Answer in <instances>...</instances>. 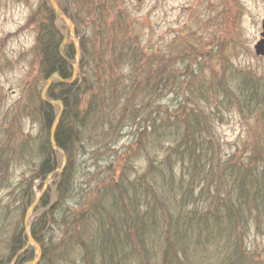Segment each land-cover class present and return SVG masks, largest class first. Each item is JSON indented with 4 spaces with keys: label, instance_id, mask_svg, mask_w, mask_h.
<instances>
[{
    "label": "trees",
    "instance_id": "16d2710c",
    "mask_svg": "<svg viewBox=\"0 0 264 264\" xmlns=\"http://www.w3.org/2000/svg\"><path fill=\"white\" fill-rule=\"evenodd\" d=\"M66 1L79 2L75 6V15L82 12L90 19L83 21L78 17L73 21L80 35V58L77 76L71 82L74 47L68 43L59 52L61 34L54 24L53 11L42 3L35 12L40 15L38 19L33 17L34 13L29 16V25L35 33L34 60L20 86L25 101L23 105L20 101L17 103L14 114L23 108L26 116L39 123L40 130L31 136L23 133L21 128L17 131L14 120L4 123L0 135V186L4 183L9 159L15 157L27 162V155L31 153L38 159L36 167L9 193L13 207L0 203V243L5 242L8 247L5 254L0 253V264H11L13 260V264H24L32 260L33 248L26 246L23 233L24 211L35 197L34 179L42 181L59 167L55 158L58 154L49 143L50 127L57 112L36 95L38 85L53 73H57L62 81L55 79L46 97L59 100L63 113L52 137L67 161L63 170L52 178L55 194L42 198L36 206L37 215L29 223V235L41 253L34 264H68L66 255L71 252V242L80 243L77 246L84 253L81 264H125L131 257L137 259L138 264H150L146 257L150 239L158 238L163 226L167 244L161 264H179L183 258L186 264H197L193 263L196 252L206 259L207 255H220L219 264H264L256 249L244 248L245 244L238 237L242 227L235 231L237 222L247 224V216L254 211V215L258 214L257 221L259 216L264 217V197L259 194L264 188V128L250 135L252 145L244 154L230 151L229 159L223 160L220 153L216 156L217 161H212L214 156L209 151L213 148V121L221 118L216 112L214 98L219 94L232 98L224 90V82L215 80L212 75L204 77L207 67L210 72H216L211 68L214 55L199 53L203 59L197 57L195 66L183 62V67H173L170 63L162 65L163 56L159 60L156 55L150 58L143 50L130 22H117V31L108 39L103 35L91 39L88 36L93 34H84L86 26H90L93 33L99 32L102 21L92 16L98 12L101 15L106 6L112 4L107 2L109 0ZM221 61V66H227L224 59ZM122 68L128 70L125 75L119 74ZM262 76L260 81L252 74L244 73L240 85L242 98H234L240 109L253 104L251 111L259 112L254 121L261 126L264 124V74ZM171 92L180 96L172 107L159 103L161 97ZM115 108H121L122 113L113 120L106 115ZM151 108L154 115H149ZM139 111L144 116L134 122L139 127L136 131L133 129L134 143L126 151L113 155L114 161L111 160L103 170L93 173L97 175L93 178L96 189L87 197L90 202L76 203L78 208L70 212L67 205L74 193V156L80 143L89 138L86 132L104 122L107 128L109 125L110 129H121L133 116L136 120ZM118 133H112L111 137ZM146 145L169 148L163 158L160 156L159 164L148 158L149 169L129 182L126 174L131 173V158L138 150L146 149ZM187 157L189 161L185 163ZM219 163L232 169L231 178L220 177ZM186 164H192L195 169L199 165V168L195 173L189 171L186 176L184 168L181 170V165ZM242 180L250 185L246 192L241 190ZM205 181L216 185L213 191L200 190ZM194 190L197 195L193 194ZM248 193L258 198L252 207ZM176 198L181 199L174 204ZM240 198L245 201L242 203ZM11 209L18 212V221L14 222L16 228L12 235L5 239L8 226L1 225L4 220H9ZM90 217L97 219V232L86 241Z\"/></svg>",
    "mask_w": 264,
    "mask_h": 264
},
{
    "label": "rangeland",
    "instance_id": "374dc122",
    "mask_svg": "<svg viewBox=\"0 0 264 264\" xmlns=\"http://www.w3.org/2000/svg\"><path fill=\"white\" fill-rule=\"evenodd\" d=\"M107 2L112 4L106 6V10L101 15L98 12L92 16L94 19L102 21L101 25L98 26L99 32L94 31L93 33L90 26H86L84 29L85 35L93 34L92 37L88 36L91 39H94L95 35L98 37L103 35L105 39H108L117 31V22L124 21L130 22L129 24L133 26L135 34H137L139 41L144 46L143 50L148 52L150 58L156 55L158 57L157 60H159L163 56L162 65L170 63L173 67H183V62L185 65L195 66L197 57L203 59V57L199 56V53L203 52L208 55L211 52L214 55L211 59V68L216 70V72H210V68L207 67L205 68L204 77L207 78L212 75L215 80L224 82V90L232 98L221 94L214 98L216 112L221 118L213 121L215 136L211 135L214 140L212 142L213 148L209 151L214 156L212 161H217L216 156H219L220 153L221 158L226 160L229 159L228 154H230V151H238L244 154L246 150L250 149V145H252L250 135L254 131H261L264 128V124L261 126V124L254 121L259 112L254 113L251 111L253 104L243 106L240 109L237 107L238 105L234 98H242L241 91L243 89L240 85L243 82L242 75L244 73L245 75L250 73L256 79H260V81L263 79L264 59L254 55L252 44L259 30V18L264 15V0H109ZM42 3H46L45 5L48 7L50 6L49 0H0V135L3 132L4 125L12 120L17 123V131H19L18 128H21L20 130L27 135L34 136L40 130L38 127L40 126L39 123L33 118L26 116L23 108H20L15 114L14 111L19 101L22 105L25 101V96L21 97L20 86H23V80L27 76V69L31 67V61L34 57L32 46L35 33L32 25H29V16L34 13L33 17L38 19L37 17L40 15L37 16L35 12H37ZM78 3L75 1L70 3L65 0L61 8L68 16L65 15V19H58L53 13V19L55 26L63 34L62 46L73 42L74 57L79 59L80 35L75 33L74 27L71 26L73 25L71 21L78 17H81L83 21L90 19L89 16L87 17L82 12L75 15V6ZM44 7L46 9V6ZM256 13H259V17ZM194 54L196 55L194 56ZM166 55L168 57L165 58L164 56ZM221 59L225 60L227 66H221ZM74 63L75 60L72 63V67L76 65ZM153 64L156 67L159 66L156 60H153ZM122 69L119 74L125 75L128 70ZM55 79V77L52 78L53 81ZM45 86H47L46 80L41 85H38L36 95L40 97ZM48 90L46 88L44 91L46 100H48L46 97ZM179 97L171 92L161 97L159 103L168 104L172 107L179 100ZM208 101L211 102L212 100L208 98ZM53 105L55 113L59 114V105ZM121 113V108H115L109 111L106 116L110 115L114 120L119 118ZM154 114L151 108L149 115ZM135 116H137L136 120L133 116L131 118L132 122H126L125 126L121 128L122 130L119 128L121 130L120 133H118L119 129H110L109 125L108 128L105 127V124H107L105 122L99 124L95 130L91 129L86 132L89 138L80 143L81 147L78 148L74 156L76 166V173L73 177L74 193L72 200L67 205V209L70 212H73L71 209L78 208L79 204L76 205V203L81 201L90 202V198L87 197L90 196L95 188L93 178H97V175L94 176L93 173L103 170L105 165H108L111 160L114 161L113 155L118 154V152H124L126 148L130 147V144L134 143L135 134L133 129L135 131L139 129L138 125H134V122L141 119L144 114L139 111ZM10 127L16 128V126ZM107 133L108 135H106ZM112 133L118 134L111 137ZM217 140L220 141L219 145H217ZM165 146L160 149L154 145H151L150 148L146 145V149L138 150L134 153L129 164L131 173L126 174L127 181L131 182L130 179L134 181L138 174L143 171L146 172L149 169L148 160L151 159L153 163L156 164L157 162L159 164L160 156L163 158L166 154V149L169 148ZM53 151L58 154L55 157L59 165L58 169L64 167L67 160L64 152L61 149L60 151ZM37 159L35 153H31L30 156L27 155V162L15 157L9 159L7 171H4V183L0 186V203L2 206L13 207L14 204L10 202L12 196L9 193L12 192L14 186L21 178L27 176L36 167ZM187 161H189L188 157L185 158L184 162L186 163ZM181 166V170L184 168L183 173L186 176L190 173H195V170L199 168V165L196 169L193 168L192 164ZM217 168L221 178L223 176L232 177L231 168L229 170L228 167H223L220 163ZM83 171H86V175ZM189 171L190 173H188ZM178 172H181L179 168ZM52 178L53 175H48V179L46 177L42 181L39 178L34 179L33 192L35 197L41 195L40 199L42 200L47 194H55L56 186H53L55 180ZM46 180L48 181L47 183H45ZM215 187L216 185L213 182L205 181L200 185V190L211 189L213 191ZM249 188L250 185L245 180H242L241 190L246 192ZM197 191L199 190L197 189ZM197 191L194 190L193 194L197 195ZM259 194L264 197V188H261ZM247 195L251 203L250 207L254 206V202L258 198L251 193ZM180 199L176 198L173 203H179ZM240 201L243 203L245 200L240 198ZM185 211H187V206ZM17 213L11 209L9 220H4V223H2L1 226H8L3 238L6 239L11 236L12 230H15L16 224L14 222L18 221ZM255 213L254 211L252 215L247 216V224L237 222L235 231L241 230L242 227V231L238 232V237L245 244H243L244 248L247 247V250L256 249L260 258L264 259V217L259 216L260 219L257 221L256 217L258 214L254 215ZM36 215L35 208L29 215V223ZM85 219H88V216ZM96 221L97 219L93 217L89 218L85 240L89 238L88 236H93L97 232ZM52 227L56 228L55 225ZM57 233L55 231V235ZM150 236L153 235L150 234ZM157 237L154 239L151 237L149 248L146 246L149 252L146 257L150 264H161V257L166 253L164 251V247L167 244L164 226L160 236ZM29 238V247L33 246V258L31 261L24 262V264L36 263L41 255L40 247L33 243L30 236ZM71 244V246L69 245L71 252L66 255L68 264L84 263L81 258L82 248L80 249L77 246L80 243L71 242ZM7 248L5 242L4 244L0 243V253L5 254ZM213 251H217V249ZM200 256L196 252L193 255V263L219 264L220 255L218 254L207 255L208 259L205 256L204 258ZM125 264H138V260L131 257L127 259ZM179 264H186V259L179 260Z\"/></svg>",
    "mask_w": 264,
    "mask_h": 264
},
{
    "label": "water",
    "instance_id": "95a60500",
    "mask_svg": "<svg viewBox=\"0 0 264 264\" xmlns=\"http://www.w3.org/2000/svg\"><path fill=\"white\" fill-rule=\"evenodd\" d=\"M51 4L53 6V9H55L54 11H57V8L54 6V3L52 2V0H51ZM262 27H263L262 36H264V22H262ZM254 48H255V53L256 54L264 55V38H262L258 42H256ZM51 78H52L51 76L48 78V80H47V86L41 92V99L44 102H47V100L44 98V91L46 90V88H48V85L50 84ZM55 103H56L55 101L47 102V104H50V105H53ZM60 114H61V111L59 113V116H57V118L60 117ZM53 131H54V125L51 127V132H50V136H49L50 138H52L51 136H53ZM51 145L53 146V143L52 142H51ZM38 200H39V197L36 200H34V202L30 205V208L27 211H25L26 213H25V217H24V228L26 227V224H27V218L30 215V213L32 212V209L34 208V206H35V204H36V202Z\"/></svg>",
    "mask_w": 264,
    "mask_h": 264
},
{
    "label": "flooded vegetation",
    "instance_id": "af4514ba",
    "mask_svg": "<svg viewBox=\"0 0 264 264\" xmlns=\"http://www.w3.org/2000/svg\"><path fill=\"white\" fill-rule=\"evenodd\" d=\"M58 1H61V0H58ZM232 1V0H231ZM259 17V13H256ZM264 20V15L261 16V18H259V30H258V33H257V36H256V39L254 40L253 44H255V42H257L258 39H260V36H261V21Z\"/></svg>",
    "mask_w": 264,
    "mask_h": 264
}]
</instances>
